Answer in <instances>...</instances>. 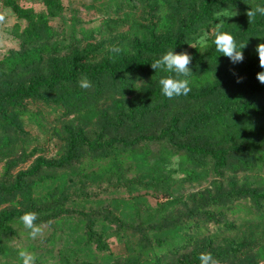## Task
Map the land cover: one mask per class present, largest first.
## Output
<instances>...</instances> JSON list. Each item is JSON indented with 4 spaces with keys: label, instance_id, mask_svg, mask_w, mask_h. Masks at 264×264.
<instances>
[{
    "label": "trees",
    "instance_id": "obj_1",
    "mask_svg": "<svg viewBox=\"0 0 264 264\" xmlns=\"http://www.w3.org/2000/svg\"><path fill=\"white\" fill-rule=\"evenodd\" d=\"M2 1L27 23L19 34L20 51L0 56V160L5 161L0 205L8 202L14 205L0 210V264H22L20 251L33 257L31 264H93L81 258L82 252L90 248L91 242L97 244V249H103L104 237L111 235L124 247L117 264H200L201 253L212 256L210 264H258L255 257L264 259V243L256 233L246 235L234 223L222 221L223 208L242 198L249 199L260 210L259 205L264 202L263 184L258 188L230 179L229 186L224 188L221 182L211 181L199 190L175 196L174 180L167 173V165L175 155L180 157L177 169L190 182H199L208 169L223 175L231 165L235 170L264 168V143L259 141L264 132V84L255 75L260 71L255 45L264 42V16L248 19L246 14L258 5L264 6V0H184L188 5L186 12L152 23L148 30L150 39L134 42L131 54L108 55L88 63L84 56L73 51L65 59L57 60L47 76L25 80L20 78L42 61L41 48L30 46L48 33L47 18L44 13L20 6L16 0ZM43 2L50 14L60 8L59 0ZM238 7L237 16H226V12ZM218 14L226 16L221 17L223 30L233 36L237 46L245 43L241 63L234 65L217 53L212 37L204 52L186 49L198 29L210 24L215 28ZM157 27L169 32L156 34ZM81 33L88 37V32ZM172 46L173 51L187 52L192 57L189 64L192 72L186 77L191 90L187 95L169 99L161 95L156 81L170 73L154 72L150 63ZM85 79L90 84L88 88L80 87L79 82ZM23 102L52 105L59 109V118L76 125L62 128L64 151L58 160L39 157L28 170L14 174L10 169L27 155L24 149H17L20 139L28 135L24 122L32 127L44 125L41 109L30 110ZM101 102L106 105L100 106ZM176 103H191V110L186 116L173 112ZM159 118L162 145L155 152L143 141L145 136H153L146 133ZM80 121L94 124L98 132L95 139H88L77 127ZM241 141H245L243 147L237 145ZM168 143L176 149L167 147ZM80 144L86 145L88 152H95L92 157L109 160L119 180L134 185L126 196H116L108 204L116 212L105 214L104 218L114 222L116 230L105 233V227L101 231L94 228V220L75 218L55 260L52 249L47 250L49 257L43 258L41 253L31 250L32 246L13 244L15 226L23 214L37 212L39 219L49 210L66 211L62 198L66 182L34 196V186L46 177L36 172L43 165L61 167ZM231 151L239 152L234 163L229 162ZM121 154H129L144 167L139 178L123 174ZM209 163L211 167L207 168ZM152 193L164 196L154 206L146 197ZM180 207L182 212L174 210ZM201 223H216L218 231L223 227L232 234L204 235ZM54 238H50V244ZM86 255L89 258L91 253Z\"/></svg>",
    "mask_w": 264,
    "mask_h": 264
},
{
    "label": "rangeland",
    "instance_id": "obj_2",
    "mask_svg": "<svg viewBox=\"0 0 264 264\" xmlns=\"http://www.w3.org/2000/svg\"><path fill=\"white\" fill-rule=\"evenodd\" d=\"M16 1L24 8H31L35 12L44 13L48 26V33L42 34L30 46L41 48V63L37 64L36 67L34 66L33 70L21 77L20 80L33 76H47L57 60L65 59L73 51L84 56L88 63L100 61L108 55L131 54L134 42L150 39L148 30L152 23L158 22L164 17L184 14L188 7L184 0H169L167 2L164 0H59L60 8L50 14L43 0ZM231 11L226 12V16H237L236 11H240V7ZM26 23L25 19L15 15L0 0V56L8 51L12 53L20 51L19 34ZM213 30L214 27L211 24L208 27L198 29L194 41L188 44L186 49L200 53L207 50ZM80 31L88 32V37L82 35ZM164 32L167 33L169 30L157 27L156 34ZM204 42H206L207 47L202 46ZM23 103L30 110L41 109L44 125H34L32 127L24 122L23 128L28 135L26 138L20 139L17 149L18 151L24 149L23 151L27 155L23 161L10 169V172L14 174L20 170H28L39 157L45 160H58L64 151L62 128H70L76 125L74 121L68 123L59 118V109L52 105L42 104L41 102ZM99 105L105 106L106 103ZM191 107V103H176L172 111L186 116ZM160 118L156 121V125L150 127L146 133L153 136H145L143 141L155 152L162 145V139L158 135ZM80 122L81 125L77 127L86 133L88 139H95L98 132L94 124L90 121ZM259 141L264 143V132ZM237 145L243 147L245 141H241ZM80 146L77 147L72 158L65 161L61 167H45L43 165L36 172V175L46 174V177L43 182H39L34 186V196L43 194L50 189L54 190L56 186L64 181L66 182L62 196L66 211L56 213L49 210L42 214L39 219L37 212H35L36 219L33 221V228L38 229V231L33 235L32 229L26 228L20 222L15 226L17 233L14 235L13 244L24 248L32 246L31 250L35 253H41L43 258H48L50 253L47 250L52 249V260H55L58 258L59 248L63 246V242L69 237L70 228L73 226L75 218L92 219L95 221L94 228L101 231L102 227H105V233L116 230V224L112 223L110 219L104 218L105 214L114 215L116 212L108 204L116 196H126L134 188V185H131L128 180H119L114 175L109 160L92 157L95 152H88L86 145L80 144ZM168 146L176 149L175 145H170V143L167 144ZM226 146L230 147L232 145L228 144ZM236 154H239V152H230V163H234ZM120 157L123 174L127 178L134 176L139 178L144 167L138 165L137 159H133L129 154H121ZM179 162L180 157L175 155L167 165V173L174 180L172 193L175 196L186 195L199 190L211 181L221 182L224 188L229 186L227 182L230 179L236 184L250 183L252 187L261 188L259 185H264V168L258 171H256V168L252 170L242 168L235 170L232 165L223 171V175L215 174L208 169L199 182H190L188 177L177 169ZM4 164L5 161L0 160V181L4 180ZM209 167H211L210 163L207 168ZM200 170L197 169V171ZM152 194L146 196L151 206L156 204L157 199L164 198L160 193H157V196L154 193ZM11 206L14 205L9 202L2 204L0 210L11 208ZM178 209L182 212L183 207L174 210L177 211ZM259 209H255L249 199L242 198L223 208L222 212L225 215L222 221L234 223L246 235L250 232L256 233L261 242L264 243L263 201H261ZM68 211H72L73 214L69 215ZM76 211H81V214L78 215ZM106 211H109V213H106ZM182 217H185V215L182 214ZM200 226L204 235L208 233L232 234L223 227L218 231L219 226L216 223H201ZM71 235H75V233L72 232ZM52 236L55 237L54 243L50 244L49 240ZM103 241V249H97L99 248L97 244L91 242L90 248L85 253L82 252L81 258L90 260L93 264H117L124 253L122 243L114 235L104 237ZM88 252L91 253L90 259L86 255ZM255 259H257L258 264L264 263V259L260 256L255 257Z\"/></svg>",
    "mask_w": 264,
    "mask_h": 264
},
{
    "label": "clouds",
    "instance_id": "obj_3",
    "mask_svg": "<svg viewBox=\"0 0 264 264\" xmlns=\"http://www.w3.org/2000/svg\"><path fill=\"white\" fill-rule=\"evenodd\" d=\"M248 19L253 18L256 15L264 16V6H257L254 9L247 11ZM222 14H218L215 18L216 22L215 28L212 33V44L215 46L217 53L222 54L227 57L229 62L232 64L241 63L244 59L242 49L244 44L237 46L236 41L233 36L226 30H223L224 20L221 19ZM213 22V21H212ZM203 47H207L206 42L202 43ZM255 52L258 56V64L260 71L256 75V79L260 84H264V42H258L255 45ZM191 55L187 52H175L173 51V46L163 53L155 62L150 63L151 68L156 71L168 72L170 75L161 76L156 83L159 85L160 93L166 98H173L184 96L189 93L190 86L189 81L186 79L191 69L189 67L191 61ZM185 77V78H181ZM80 87L88 88L90 86L89 82L85 79L79 82ZM36 219L34 213L28 212L20 217L21 222L26 228L32 229V234L34 235L38 229L33 228V221ZM19 256L22 260V264H31L33 257L24 251L19 252ZM212 261V256L210 254L201 253L199 255L200 264H210Z\"/></svg>",
    "mask_w": 264,
    "mask_h": 264
}]
</instances>
